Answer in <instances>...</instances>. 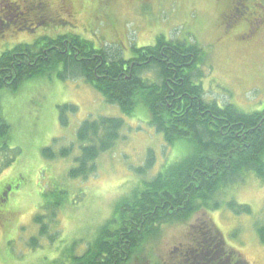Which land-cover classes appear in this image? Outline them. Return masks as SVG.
Masks as SVG:
<instances>
[{
  "label": "rangeland",
  "instance_id": "1",
  "mask_svg": "<svg viewBox=\"0 0 264 264\" xmlns=\"http://www.w3.org/2000/svg\"><path fill=\"white\" fill-rule=\"evenodd\" d=\"M10 1L29 5L25 0ZM44 1L48 10L35 7L31 13L3 20L0 28L7 25L0 31V55L44 37L79 36L96 49L106 47L112 55L130 59L134 48L155 46L164 37L203 49L205 62L198 74L208 102L232 105L248 114L264 111V44L217 42L213 33L220 11L215 0H68L73 18L58 13V0ZM0 105L11 127L6 159H14L0 172V264H76L74 258L83 256L117 216L119 202L132 198L144 188L143 182L191 151L187 142L168 146L150 126L144 108H137L134 117L125 116L82 78L61 80L48 71L27 80L16 92L1 90ZM64 107L76 111H66L62 123ZM100 117L124 120L120 139L99 156L87 179L71 178L70 170L81 155L77 132L85 121ZM47 148L56 153L53 160L44 158ZM63 149H71L70 155L60 157ZM239 181L225 190L222 208L200 210L186 222L162 225L126 264H172L176 248L191 243L190 233L203 223L220 232L227 249L234 250L242 263L264 264L258 233L264 226V183L253 174ZM58 199L65 200L58 210L46 207ZM229 201L236 209L229 208ZM240 206H248L250 213H239ZM5 215L11 224H6ZM38 216L42 224L35 222ZM43 225L49 232L44 236ZM32 239L37 240L36 247Z\"/></svg>",
  "mask_w": 264,
  "mask_h": 264
},
{
  "label": "trees",
  "instance_id": "2",
  "mask_svg": "<svg viewBox=\"0 0 264 264\" xmlns=\"http://www.w3.org/2000/svg\"><path fill=\"white\" fill-rule=\"evenodd\" d=\"M133 52L132 58L125 59L112 55L106 47L96 49L79 36H60L20 44L0 55V91L16 92L27 80L43 77L48 71L61 80L82 78L125 116L134 117L137 108H144L150 126L168 146L190 144L191 151L182 161L143 182L142 190L118 203L117 216L83 256L74 258L76 264H114L115 259L123 264L116 253L128 261L162 225L186 222L200 210L222 208L225 190L239 180L253 174L264 183V111L248 114L204 98L202 75L198 74L205 62L203 49L160 37L155 46L134 48ZM66 111L76 108L61 110L62 123ZM124 126L123 119L110 117L85 121L77 132L81 155L70 177L87 179L94 173V163L115 147ZM10 130L0 105V172L14 161L6 159L11 151ZM70 153L63 149L59 156ZM42 154L48 160L56 156L51 148ZM56 201L46 207L58 210L65 200ZM228 206L233 209L236 203L229 201ZM238 212L250 213V208L240 206ZM42 221L39 216L35 219L37 224ZM47 232L43 225L40 234ZM258 233L264 243V226ZM190 238L199 250L201 264H229V259L231 264H246L234 250L227 249L220 232L208 223L191 232ZM32 243L36 247L37 240Z\"/></svg>",
  "mask_w": 264,
  "mask_h": 264
},
{
  "label": "flooded vegetation",
  "instance_id": "3",
  "mask_svg": "<svg viewBox=\"0 0 264 264\" xmlns=\"http://www.w3.org/2000/svg\"><path fill=\"white\" fill-rule=\"evenodd\" d=\"M25 2L29 4L28 7L20 6L19 2L0 0V14H5L4 16L0 15V24H2L3 20H7L8 15L13 18L20 17L26 13L35 11V7L46 10L49 7L48 2L44 0H25ZM57 2L60 4L58 13L65 14L69 18L74 17L70 10L68 0H58ZM215 5L220 11L217 22L214 24L213 33L217 42L230 44L233 42L256 40L264 44V0H215ZM41 17L45 19L46 15L45 17L41 15ZM6 25L4 24L0 28V31L6 28ZM5 216L4 218L7 223L4 222V219L1 221L6 224H11V217ZM196 249L192 243L176 248L177 258L172 264H201L200 260L202 259L200 258L199 250ZM116 254L120 255L119 260L122 263L126 264L132 260H125L122 257V253ZM117 262L118 260L115 259L114 264H117ZM227 262L229 264L232 263L231 259L227 260ZM102 264H104L103 261Z\"/></svg>",
  "mask_w": 264,
  "mask_h": 264
},
{
  "label": "bare ground",
  "instance_id": "4",
  "mask_svg": "<svg viewBox=\"0 0 264 264\" xmlns=\"http://www.w3.org/2000/svg\"><path fill=\"white\" fill-rule=\"evenodd\" d=\"M135 47V46H134ZM261 112V111H260ZM71 150V149H70ZM226 193V192H225Z\"/></svg>",
  "mask_w": 264,
  "mask_h": 264
}]
</instances>
